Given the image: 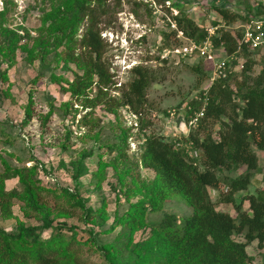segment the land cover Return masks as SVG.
<instances>
[{
    "label": "rangeland",
    "instance_id": "374dc122",
    "mask_svg": "<svg viewBox=\"0 0 264 264\" xmlns=\"http://www.w3.org/2000/svg\"><path fill=\"white\" fill-rule=\"evenodd\" d=\"M76 1L0 0V171L2 162L11 168L39 164L43 168L39 176L44 188L76 191L78 196L87 199L91 211L96 208L101 210V215L94 214L93 221H90L85 218L83 210L69 208L63 198L58 199L49 193L42 195V201L53 209L49 220L55 228L54 232L67 236L74 232L76 241L82 244L79 255L82 264H111L108 258L113 250L121 255L124 264H154L149 262V258L155 254L148 252L146 245L150 234L148 226L167 215L177 218L188 216L192 208L181 199L167 201L157 212L146 211L143 214L144 226L132 232L130 237L127 228L116 223L129 206L146 196L153 180V172L140 165L141 144L149 136L168 141L180 136L181 117L188 116L182 106L207 86L214 65L226 58L224 51L214 48L205 58L185 60L181 55L174 54L177 49L185 50L187 42L182 37H170L167 41L169 45H164V35L169 33L165 17L171 18L178 14L177 9H181L199 28L207 29L223 24L213 6L227 8L253 20L261 14L259 11L264 7V0H180L179 4H173L172 11L167 9L170 6L168 2L158 4V0L90 3V8L94 10L101 59L111 76L104 103L93 110L71 102L69 95L62 91L75 75L81 74L79 62L64 60L67 50L72 49L71 54L77 61L88 55V51L80 45L89 22L87 17L74 29L73 42L69 47L63 43L58 45V41L51 37L43 45L42 58L34 57L33 38L42 33L43 21L56 15L59 8L65 17ZM6 30L20 34L22 38L10 47L14 48L13 51L8 49L4 53V47L11 39L15 40V37L7 35ZM258 58L251 71L252 76L260 70ZM243 62L239 57L231 66L233 74L239 75ZM193 65L200 66L205 79L200 80L199 74L186 68ZM136 66L147 69L154 79L146 91V104L140 114H134L129 108L117 107L124 85L131 81L130 71ZM29 100L32 116L23 125ZM172 109H178L180 115L170 121L165 112ZM47 114L49 117L43 122ZM82 119L84 123H81ZM216 129L214 125L212 130ZM121 136L126 138L125 161L114 159L115 147L122 146L119 142ZM80 155H85L87 173L74 182L69 174L71 163ZM256 155L259 171L254 186L258 187V191L262 182L260 174L264 173V156L260 151H256ZM99 161L105 167L104 179L97 185L93 172ZM244 170L241 167L230 177H236ZM4 187L6 191L19 190L16 178L6 180ZM125 189L130 190L128 194L124 193ZM247 190L251 192L249 187ZM209 193L215 202L216 192L209 190ZM235 197L239 200L242 193H237ZM22 204L20 199L14 200L13 218L0 217V228L16 234L20 225L41 224L38 219L25 215ZM217 207L235 217L231 205ZM69 228H74V231H69ZM49 234L50 231H45L42 237L47 238ZM234 239L242 241L240 235H234ZM133 247L136 249L133 257L136 254L140 257L137 262L128 258L129 249ZM246 253L254 263L264 262V245L258 249L253 242L246 247Z\"/></svg>",
    "mask_w": 264,
    "mask_h": 264
},
{
    "label": "trees",
    "instance_id": "16d2710c",
    "mask_svg": "<svg viewBox=\"0 0 264 264\" xmlns=\"http://www.w3.org/2000/svg\"><path fill=\"white\" fill-rule=\"evenodd\" d=\"M102 1L104 0H77L65 17L62 10L57 9L56 15L43 21L42 33L33 38L34 57L42 58L43 45L48 43L49 38L53 37L54 41H58V45L63 43L69 47L73 42L74 29L87 17L89 22L82 34L80 45L88 51V55L77 61L71 54L72 49L67 50L64 60L79 62L81 74L75 75L62 91L69 95L71 102H78L91 110L104 103L105 90L111 83V76L101 59L94 10L89 6L90 3L99 4ZM164 2L170 4L167 9L172 11L173 4H179L180 0H158V4ZM213 9L220 22L225 25L249 21L248 16L227 8L213 6ZM263 9L264 7L259 13H262ZM177 11V15L169 18L175 22L176 30L168 27L169 33L163 38L164 45H169L167 41L170 37L178 39V33H181L183 38L201 42L206 35V29L199 28L181 9ZM6 31L7 35L15 37V40L11 39L4 47V53L13 51L14 48L10 47H14L15 42L22 38L20 34ZM25 35L28 37L27 33ZM239 36V32L217 29L212 38L213 48L221 49L226 57H231L238 49ZM237 57L244 60L238 76L231 72L225 79L212 82L209 77L207 86L186 104L191 108V111L187 112L188 115L202 106L204 109L197 127L189 129L186 136H179L182 140L192 142L199 158L191 160L182 150L175 149L174 141L179 138L176 136L172 141L149 136L141 144L140 165L153 172V180L146 196L129 206L126 213L116 219V223L127 228L130 237L132 232L144 226L143 214L146 211L157 212L167 201L181 199L192 208V213L188 216L177 218L167 215L158 223L148 226L150 234L146 240L147 251L155 254L149 258V262L256 264L246 253V247L256 242L258 249L263 248L264 188L255 193H246L239 200H236L235 196L248 189L252 178L259 171L256 151L264 152V53L259 55L261 66L255 76L251 75V71L256 60L245 48H240ZM235 62L231 61V66ZM186 68L194 74H199L200 80L206 78L199 65ZM130 75L131 81L124 85L117 107L129 108L134 114H140L146 104V91L154 79L147 69L140 66L132 68ZM30 104L31 100L25 108L23 125L32 116ZM48 117L49 114L45 115L43 122ZM83 119L81 123H84ZM185 119L188 121V116H185ZM214 125L217 129L213 131ZM125 141L126 138L121 136L119 142L122 146L115 147V160L125 161ZM64 148L66 149V146ZM84 159L85 155H80L78 160L71 163L69 174L74 182L87 173ZM1 166L0 217L13 218L14 200L20 199L25 215L38 219L41 224L20 225L16 234L0 228V264H82L79 257L82 244L76 241L74 232L70 236L59 231L54 232L55 228L49 220L53 209L42 201V195L49 193L58 199L63 198L69 208L77 207L83 210L85 218L90 221H93L91 218L94 214L101 215V210L96 208L94 212L91 211L87 199L78 196L76 191L72 193L68 188H44L39 176L43 168L39 164L11 168L2 162ZM104 167L105 164L99 161L93 172L97 185L104 179ZM241 167L245 168L244 172L231 178L230 175ZM12 178L17 179L18 191L5 190V181ZM262 180L264 182V175ZM209 190L216 192L215 202L211 200ZM129 191L125 189L124 193L128 194ZM222 204L231 205L235 217L218 210L217 205ZM62 215L65 216L63 213ZM45 231H50L47 238L42 237ZM69 231H74V228H69ZM234 235H240L242 241L235 240ZM135 247L129 249L128 258L137 262L140 257L139 254L133 257ZM108 260L111 264H124L121 255L114 250Z\"/></svg>",
    "mask_w": 264,
    "mask_h": 264
},
{
    "label": "built area",
    "instance_id": "2783aa9c",
    "mask_svg": "<svg viewBox=\"0 0 264 264\" xmlns=\"http://www.w3.org/2000/svg\"><path fill=\"white\" fill-rule=\"evenodd\" d=\"M166 25L173 30H176L175 22L165 17ZM218 27L224 28L226 31L239 32L240 36L237 41L238 49L236 53H234L231 57H226L225 59L217 62L214 65L213 72L210 77V82L216 79H225L228 74H230L233 70L231 67V61H238V53H240V48H245L246 51L250 54L253 59H257V56L264 53V9L259 16H256L253 20H249L246 22H235L232 24H222L221 26H211L206 29V35L201 40V42H194L190 39L184 38L187 42V47L185 50L177 49L174 51V54L181 55V58L185 60H191L193 58H205L213 51V43L212 38L214 36L215 31ZM177 38H181V33H178ZM183 38V37H182ZM172 54V53H171ZM242 65H240V68ZM181 110V108H180ZM182 110H185L186 113L191 111V108L186 104L182 106ZM203 106L200 109L192 111L188 115V121L181 117L180 134L184 136L187 135L188 130L192 128H196L199 120L203 117ZM178 109H172L166 111V117L168 120L173 121L179 118ZM174 148L180 149L184 152L187 158L191 160H195L199 158L198 151L193 149V144L191 141L182 140L180 137L174 141Z\"/></svg>",
    "mask_w": 264,
    "mask_h": 264
},
{
    "label": "crops",
    "instance_id": "0c3cea01",
    "mask_svg": "<svg viewBox=\"0 0 264 264\" xmlns=\"http://www.w3.org/2000/svg\"><path fill=\"white\" fill-rule=\"evenodd\" d=\"M260 152H261V151H260ZM261 153H262V156H264V152H261ZM260 172H261V170H260ZM257 175H258V173H257ZM257 175H255V176L252 178V180H251V183H250V186H249L251 192H248V190L242 191V192H241V193H242V196L245 195L246 193H255V192L257 191L256 189H258V187H257V186H254V185L256 184V182H255V178H256ZM263 175H264V173H263V174H262V173L260 174V176H261V180H262V178H263ZM259 187H260L261 189L264 188V182H263V180H262L261 184L259 185ZM239 193H240V192H239ZM217 209L226 212L225 210L221 209L220 207H217Z\"/></svg>",
    "mask_w": 264,
    "mask_h": 264
}]
</instances>
